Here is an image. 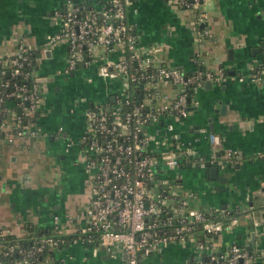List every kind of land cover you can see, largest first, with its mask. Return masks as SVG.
Returning <instances> with one entry per match:
<instances>
[{
  "label": "crops",
  "instance_id": "0c3cea01",
  "mask_svg": "<svg viewBox=\"0 0 264 264\" xmlns=\"http://www.w3.org/2000/svg\"><path fill=\"white\" fill-rule=\"evenodd\" d=\"M74 1L98 8L106 0ZM206 1L197 8H179L169 0H131L126 5V19L139 49L153 63L198 77L188 91L187 114L166 115L160 130L155 124L148 127V132L159 135L171 124V139L150 141V147L161 152L192 146L206 159L215 154L223 162L211 165L218 166V174L226 179L208 178L206 165L184 162L176 167L161 163L156 177L168 179L170 197L165 202L169 205L185 197L190 210L213 215L223 208L235 211L239 223L223 232L216 248L242 242L264 264V229L257 230L251 221L254 214L264 215V78L247 77L251 69L264 65V0H213L211 9L203 7ZM65 6V0H0V79L7 76V57L18 44H30L32 73L41 88L50 87L54 97L61 88L73 89L78 98L73 116L62 119L60 110L50 105L52 92L48 93L47 107L40 101V108L28 119L22 116L27 128L41 129L37 135L25 134L12 142L0 135V226L17 237L35 231L67 236L41 264H126L122 250L108 252L81 231L90 184L77 144L87 126L89 103L108 108L123 86L116 89L113 81L121 83V79L103 75L101 67L114 69L126 51L120 45L96 48L84 54L70 73L64 72L68 44L51 36L62 26L54 10ZM201 11L208 12L207 20L200 18ZM208 70H223L224 75L218 80L200 77ZM206 80L210 84H204ZM141 89L139 94L151 93L158 107L170 103L177 93L163 81L145 83ZM14 103L9 106L14 108ZM0 118L10 121L14 116L9 112ZM59 125L66 138L57 131ZM210 134L219 135L220 143L214 145ZM184 245L178 241L160 245L141 264H185L193 247Z\"/></svg>",
  "mask_w": 264,
  "mask_h": 264
},
{
  "label": "built area",
  "instance_id": "2783aa9c",
  "mask_svg": "<svg viewBox=\"0 0 264 264\" xmlns=\"http://www.w3.org/2000/svg\"><path fill=\"white\" fill-rule=\"evenodd\" d=\"M130 1L106 0L98 8H91L65 0V8L54 10L62 26L51 39H64L68 44L64 72L70 73L84 54L96 48L109 50L120 45L126 51L114 69L104 65L100 71L121 79L122 89L117 91L109 109L101 104L88 107L86 129L77 139L90 184L84 214L86 223L81 231L108 252L122 250L126 264H141L158 246L176 241L191 243L193 247L185 264H259L260 255L242 242L231 241L216 248L223 232L239 223L235 211L223 208L213 215L201 209L190 210L185 197L170 205L165 202L170 197L168 179L156 177L161 163L176 167L182 162L205 165L207 160L221 164L223 159L215 154L206 159L186 145L168 147L161 152L150 147V141L164 143L171 139V124L159 135L148 132V127L155 124L160 130L159 123L166 115L184 117L188 112V89L198 77L185 75L173 66L153 63L139 49L126 19V5ZM169 1L179 8H197L204 0ZM200 18L207 20L208 12L201 11ZM33 55L30 44L19 43L7 57V76L0 79V101L5 98L15 101L14 108L0 107V117L9 112L14 116L10 121L0 118V135L8 142L25 134L37 135L41 130L37 126L27 128L22 119V116L28 119L29 114L40 108L41 86L32 73ZM223 75V70L217 73L208 70L200 77L218 80ZM247 77L250 81H261L264 65L251 69ZM157 81L169 82L177 90L170 103L159 107L154 105L151 93L139 94L143 84ZM131 84L138 91L135 99L129 94ZM16 106L20 108L19 114ZM63 130V126L57 127L66 138ZM209 139L214 145L220 143L217 134H210ZM231 153L227 151L228 155ZM7 234L0 226V256L9 257L8 264H37L38 253L55 246L59 240L45 234L23 246L17 242L4 243ZM0 264L6 263L0 260Z\"/></svg>",
  "mask_w": 264,
  "mask_h": 264
},
{
  "label": "rangeland",
  "instance_id": "374dc122",
  "mask_svg": "<svg viewBox=\"0 0 264 264\" xmlns=\"http://www.w3.org/2000/svg\"><path fill=\"white\" fill-rule=\"evenodd\" d=\"M212 6H213V0H207L203 4V7L206 9H211ZM119 81L120 80H116V79L113 81L116 89H118V90H119V87L122 85V82L120 83ZM71 85H73V84H71ZM41 89H42V96H41L39 101H42L45 104V107H47L49 105L48 104L49 101H47V99H48L47 94L48 93L51 94L52 89L50 87H49V89L46 88L45 90H44V87H42ZM60 91L61 92L57 93V97H54L55 92H52V95L50 96V101H51L50 105L52 106V108L54 107V109L60 110V115L62 116V119H63V116L65 118L67 116L72 117L73 116V109L75 110V105H76L74 102L78 100V98L75 97V95H77V94H74L75 91H73V89L66 90L64 88H61ZM65 122H67V121L65 120ZM55 123H58L57 120ZM182 193H184L183 189H182ZM251 219H253V222L255 223L257 230L260 228L264 229V215L263 214H261V213H257L256 215L254 214V216H252ZM184 246L186 248L192 249L191 243H187V245H184Z\"/></svg>",
  "mask_w": 264,
  "mask_h": 264
},
{
  "label": "trees",
  "instance_id": "16d2710c",
  "mask_svg": "<svg viewBox=\"0 0 264 264\" xmlns=\"http://www.w3.org/2000/svg\"><path fill=\"white\" fill-rule=\"evenodd\" d=\"M34 56V55H33ZM194 85V84H192ZM190 89V88H189ZM188 89V90H189ZM129 94H130V97L131 98H137L138 97V91L136 90L135 88V85H129ZM11 102H15L14 100H11V99H8V98H5V100L3 101H0V107L3 105H6L8 107L9 106V103ZM209 159V158H208ZM214 164H217L216 162H213ZM36 233L34 234H30V235H26V236H23V237H17V236H14L12 234H7L4 238V243L6 242H17L23 246H29L31 244V242H34V240L36 239H39L41 238L43 235L45 234H41V232L39 231H35ZM53 235V234H52ZM54 236L56 238H58V243L53 246V247H46L44 248L43 250H41L38 255H37V260H36V263L37 264H41L43 259L46 257V256H49V255H52L54 254V249H56L59 245V243H63L62 240L66 241L68 239L67 236H58V235H55ZM53 248V249H51ZM0 260L5 262L6 264H8L10 262V258L9 257H5V256H0Z\"/></svg>",
  "mask_w": 264,
  "mask_h": 264
},
{
  "label": "water",
  "instance_id": "95a60500",
  "mask_svg": "<svg viewBox=\"0 0 264 264\" xmlns=\"http://www.w3.org/2000/svg\"><path fill=\"white\" fill-rule=\"evenodd\" d=\"M262 47H264V42H262ZM257 51H260V48H257ZM263 54H264V50H263ZM210 82H211L210 80H206L204 82V84H210ZM111 99H112V101H114V96H112ZM25 104L27 105L28 102L25 101ZM89 105L91 106L92 105V102H90ZM222 108H223V106H221V109ZM108 109H109V107H108ZM17 111H18V113H20V108H17ZM205 165H206V171H207V177L208 178H211V179H219L220 181H222V179H224V180L226 179V178H224V176H221V175L218 174V166H215V165L212 166L210 160L206 161ZM251 221L253 222V220H251ZM250 234H251V237L253 238L254 237L253 236L254 235V231H251Z\"/></svg>",
  "mask_w": 264,
  "mask_h": 264
},
{
  "label": "flooded vegetation",
  "instance_id": "af4514ba",
  "mask_svg": "<svg viewBox=\"0 0 264 264\" xmlns=\"http://www.w3.org/2000/svg\"><path fill=\"white\" fill-rule=\"evenodd\" d=\"M262 48H264V47H262Z\"/></svg>",
  "mask_w": 264,
  "mask_h": 264
}]
</instances>
